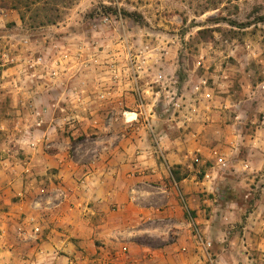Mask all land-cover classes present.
<instances>
[{
  "label": "crops",
  "instance_id": "0c3cea01",
  "mask_svg": "<svg viewBox=\"0 0 264 264\" xmlns=\"http://www.w3.org/2000/svg\"><path fill=\"white\" fill-rule=\"evenodd\" d=\"M172 45L159 53L162 79L145 102L158 148L142 122L135 131L125 124L122 112L133 108L131 97L116 92L99 99L106 83L94 82L104 75L98 68L79 77L80 104L61 96L52 110L61 90L43 95L40 105L48 112L36 136H46L47 146L11 144V174L0 170V264H205L192 223L211 242L218 264H256L255 257L264 264V136L257 139L264 122L254 119L245 129L238 111L252 101L249 74L238 69L240 79L233 75L244 88L231 91V81L218 96L228 110L215 112L209 127L170 129L165 96L190 94V75L179 77ZM13 106L0 95V126L12 119ZM3 147L0 135V152ZM213 150L226 168L214 170ZM18 160L29 162V174ZM209 172L211 179H204ZM235 181L260 190L247 222L230 238L233 227H218L214 218L215 211H242L231 199ZM225 195L224 206L218 198ZM29 220L39 226L38 235L28 224L25 234L17 232Z\"/></svg>",
  "mask_w": 264,
  "mask_h": 264
},
{
  "label": "built area",
  "instance_id": "2783aa9c",
  "mask_svg": "<svg viewBox=\"0 0 264 264\" xmlns=\"http://www.w3.org/2000/svg\"><path fill=\"white\" fill-rule=\"evenodd\" d=\"M96 27L101 38L79 41L70 46L58 42L34 44L28 38L18 35L8 39L0 37V93L14 102L12 119L0 126L4 144L0 152V170L5 174H11V152L8 146L25 144L31 149L39 145L47 146L46 136H36L48 112V108L40 105L43 95L61 90L59 95H54L53 102L48 106L52 110L58 108L61 96L67 97L71 104H80L83 94L79 92L77 84H84V80L79 77L90 71V68H94L93 72L98 68L104 74L94 81L98 87L101 81L106 83V92L99 95V99H105L110 93L116 92L128 99L131 97L133 108L126 107L122 112L125 124L134 126L142 122L154 146H161L160 136L155 132L145 102L152 94L154 85L161 82L162 76L157 69L162 58L159 53L166 52L148 41L128 36L116 16H103ZM109 29L112 31L107 33ZM227 66L205 64L204 55H199L193 66L196 80L191 86L189 97L172 94L165 96L168 115L166 123L170 129L189 130L193 126L204 129L213 123L215 112L228 110L225 104L218 101V96L231 83ZM260 76L262 78L257 88L264 92V70ZM211 156L215 162L214 170L226 168L227 161L222 154L213 150ZM17 162L24 174L30 173L28 161ZM244 168H247L246 164ZM210 175L211 172L205 173L203 178L211 179ZM27 224L33 236L40 233L39 226L29 220L18 224L17 232L20 235L25 234L24 227ZM191 228L205 264H218L211 254V242L204 238L196 223H192ZM125 251L122 248V252Z\"/></svg>",
  "mask_w": 264,
  "mask_h": 264
},
{
  "label": "rangeland",
  "instance_id": "374dc122",
  "mask_svg": "<svg viewBox=\"0 0 264 264\" xmlns=\"http://www.w3.org/2000/svg\"><path fill=\"white\" fill-rule=\"evenodd\" d=\"M106 15L116 16L131 38L138 37L165 50L172 45H167V41H173L179 77L190 75L188 91L196 80L194 62L201 54L205 64H228L233 82L231 91L240 92L244 88L242 82L236 83L233 78V75L238 77V69L241 74H249L252 101L244 103L238 111L245 118H242L245 129L254 119L258 124L264 122V92L257 88L262 78L260 72L264 70V0H0V25H3L0 37L18 35L34 44L58 42L70 46L101 38L96 25ZM109 31L112 29L106 32ZM0 95L8 99L4 93ZM137 128V125L129 127L132 131ZM261 136L264 134H257V139ZM234 184L236 197L231 199L242 211L223 215L215 211L214 218L218 227H233L228 231L230 238L236 237L239 228L247 222V212L260 190L252 191L239 181ZM259 186H264V180ZM228 198L219 197L218 202L224 203ZM255 260L261 264L258 257Z\"/></svg>",
  "mask_w": 264,
  "mask_h": 264
},
{
  "label": "trees",
  "instance_id": "16d2710c",
  "mask_svg": "<svg viewBox=\"0 0 264 264\" xmlns=\"http://www.w3.org/2000/svg\"><path fill=\"white\" fill-rule=\"evenodd\" d=\"M260 21H263V19L262 20H260ZM172 174L174 175V172H172ZM176 175V174H175ZM177 178H178V176H177Z\"/></svg>",
  "mask_w": 264,
  "mask_h": 264
}]
</instances>
